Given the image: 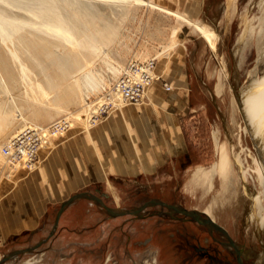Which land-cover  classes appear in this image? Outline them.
<instances>
[{
	"label": "rangeland",
	"instance_id": "1",
	"mask_svg": "<svg viewBox=\"0 0 264 264\" xmlns=\"http://www.w3.org/2000/svg\"><path fill=\"white\" fill-rule=\"evenodd\" d=\"M53 1L70 24L72 36L83 52L81 68L75 70L73 77L59 81L58 90L40 91L37 85L45 83L42 75L29 72L31 79L24 83L12 61V76H16L11 87L12 97L17 102L24 99L22 114L31 123L13 120L0 134V147L28 124L46 126L59 120L67 122V127L39 151L34 170L24 171L19 167L7 173L3 158L0 160V210L2 204L7 206L10 185L14 191L18 173L21 170L22 173L35 171L42 166L45 157L51 155L55 157L54 161L64 165L63 201L88 190L111 209H133L151 199L180 204L183 208L197 211L209 209L212 218L228 227L241 243H255L258 237L254 229L258 223L255 222L250 198L256 193L260 197L264 190L253 161L254 156L258 157L255 140L245 129L247 124L237 94L241 87L243 89L247 85V73L255 65V34L264 13V0H144L206 27L210 32L211 47L192 24L166 14V11L167 17H164L163 10L150 5L123 0ZM163 1L166 6L169 4L172 7H164ZM1 2L0 11L12 10L18 16L27 17L22 8H11ZM147 9L154 10L149 12ZM151 21L162 30L169 28V47L163 44L159 50L147 48L146 41L150 37L161 38L159 31L150 30ZM247 27H252L251 38L248 42L246 38L242 45L241 57L235 58L234 47ZM7 44L0 39V56L4 57L2 64L9 63L5 56ZM92 45L99 48V52H95ZM179 53L191 55L194 70L208 77V81L193 80L188 84L195 92L199 91L198 95L205 91V96L201 93L203 96L193 99L197 110L181 121L187 153L160 167H148L136 176L107 175L104 162L106 147L103 145L106 132L102 125L107 115L127 104L115 106L105 97L106 92L130 59L144 61L156 57V62L175 59ZM5 67L11 68V63ZM55 76L58 82L59 77ZM71 82L78 90L77 95L68 97L66 88ZM150 87L145 89L147 96ZM32 88L36 91L32 92ZM55 96L59 99L58 105L54 103ZM2 100L5 96H0ZM146 102L142 104L146 105ZM9 109L13 118L15 111L12 106ZM173 124L170 121V125ZM91 131V148L96 145L94 134L97 139L96 163L83 160L84 155H81L86 154L84 150L90 147ZM128 132V139L124 142L132 143L133 131L128 129ZM222 146L228 156L226 175L215 174L209 189L208 182L196 179L195 174L217 163ZM79 154L80 157L77 156ZM133 156L142 158L141 154ZM94 167L96 177L86 178L88 171ZM89 181L93 182L86 187ZM63 201L50 204L48 217L35 235L14 238L8 232L0 235V264H189L185 253L179 250L184 248L185 239L172 234L174 224L186 227L187 222L174 223L168 217L153 215L158 206H148L140 217L113 216L98 203L79 198L63 209L53 229ZM260 212L264 216V209ZM42 239L46 240L31 252L4 259L12 251L33 246ZM259 239L264 248V231L263 234L261 231ZM250 254L264 264L263 251L254 249ZM195 264L202 263L198 261Z\"/></svg>",
	"mask_w": 264,
	"mask_h": 264
},
{
	"label": "crops",
	"instance_id": "2",
	"mask_svg": "<svg viewBox=\"0 0 264 264\" xmlns=\"http://www.w3.org/2000/svg\"><path fill=\"white\" fill-rule=\"evenodd\" d=\"M148 1L156 2L155 0ZM162 5L168 9L172 7L169 4L166 6L164 1ZM154 9L147 10L153 12ZM165 13L162 15L167 17L166 14L169 13ZM149 26L150 30L159 31L161 38L150 37L146 41L147 48L159 50L164 45L169 47L171 42L168 36L169 28L165 27L162 30L161 27L154 26L153 21L149 22ZM194 67L193 58L186 53H179L172 60L167 58L156 61L154 71L161 76V79L151 84L147 104H127L106 116L102 126L106 132L103 145L106 147L104 162L107 175L136 176L142 171L145 172V169L148 170V167L151 168L154 165L160 167L168 161L176 160L175 157L187 153L181 121L186 115L197 110L193 99L203 96L201 93L205 96V91H201L198 95L199 91L195 92L191 86L188 87V84L193 80L208 81V77L198 74ZM164 82L171 85L169 90L164 89ZM170 121L175 124L170 125ZM128 129L133 131L134 141H131L132 143L124 142L129 136ZM94 136L95 148H97L96 135L94 134ZM91 139H93V131L90 132L89 137L90 147L84 150L89 156L81 155H84L83 160L96 163V150L91 148ZM109 140H111L110 143ZM84 145L86 146V144ZM134 154H141L142 158H136L133 156ZM77 156L80 157V154ZM54 158V156L48 155L40 168L30 173H22L23 170L18 173L14 191H12V184L10 185L7 206L1 205L0 235L5 232L12 235V238L25 234L35 235L48 217L50 204L63 201L65 194L64 165L63 162L54 161ZM109 163H111L110 166ZM129 170L132 173L128 172ZM88 172L86 178L96 177L95 167ZM92 182H87L86 187ZM84 193L94 194L88 190Z\"/></svg>",
	"mask_w": 264,
	"mask_h": 264
},
{
	"label": "bare ground",
	"instance_id": "3",
	"mask_svg": "<svg viewBox=\"0 0 264 264\" xmlns=\"http://www.w3.org/2000/svg\"><path fill=\"white\" fill-rule=\"evenodd\" d=\"M1 1L5 2L11 8H22L23 11L26 12V15H28L27 17L18 16L17 14L12 13V10L10 12L7 11L9 13L5 12V10L0 11V39L3 41V43H8L7 54L5 56L8 57L9 63H11V68H9L11 70L10 71L5 67L6 65H9V63L2 64L1 61L4 57L0 56V96H5V100L0 101V134L7 127H9L15 119L21 120V122H24L25 124L31 123L22 114L21 106L23 105L22 101L24 99L20 102H17L15 98L12 97L11 87L15 82L16 77L12 76V61L15 63L18 71L20 72V79L24 83H26L25 81L28 82V80L31 79V74L29 75V72H32L33 75H42V78L45 81L44 84L37 85L39 88L38 90L44 89L46 91H55L58 90L59 81L66 79L68 76H72L76 69L78 70L81 68L84 57L83 52L80 50L81 48L79 49L80 45L75 42L72 36L73 34L72 30L70 29V24H68L64 19V16L60 13L53 0H26V2L25 0ZM123 1H128L139 5H150L153 8L161 9L176 16L181 21L189 22L196 30L199 31L209 47H211L209 30L204 26H200L197 22H190L179 13L166 10L148 1ZM262 15L263 16L259 21L258 30L255 34V46L257 54L256 59L254 60L255 65L253 69L247 73V85L243 89L241 87L237 95L240 98V108L247 124L245 129L252 134V139L254 138L253 141L255 140L254 147L258 157L254 156L253 161L256 164L255 170L257 175L261 178V184L263 185L262 188L264 190V13ZM251 34L252 27H247L234 47L233 56H235V58H238L239 56L241 57V47L246 41V38H248L246 41L248 42ZM92 49L95 50V52H99V48H95L94 45H92ZM237 67L238 64L236 63V68ZM52 73L59 77V80L57 79L58 82L55 80L56 76H53ZM71 83H67L66 93L68 97H72L74 94L77 95L76 91L78 90V87L75 85L76 82L75 84ZM34 87H36V85ZM31 91L35 92L36 90L32 88ZM25 94L27 97L29 96V93ZM105 97L110 102L115 104L118 103L108 96ZM56 98L53 100L55 105H58L59 99ZM10 104L15 111L13 118L11 110L9 109L11 107ZM30 125L36 124H28L26 126ZM16 134L11 136L9 139L14 137ZM7 141H5V143ZM5 143H3L0 148H2ZM2 158L4 160V166L7 167V173L19 168L18 164H11L9 162L7 163L8 160H6V157L0 149V160H2ZM227 166L228 156L225 148L222 146L219 151L217 163L211 168L209 167L206 170L197 171L195 174L196 179L199 178V180H203L205 183L208 182V188L210 189L212 186L213 176L219 173L224 177L226 175ZM35 167L36 164L32 169H24L22 167L20 168L30 171L34 170ZM6 176H8V174ZM255 195L257 196V194ZM255 195L250 198L252 201L251 207L254 208L253 213L259 214L257 208H255L259 207V203L256 201ZM260 208L262 207L260 206ZM205 213L212 218L209 209H206ZM262 216V213H260L257 223L261 227L260 231H262L263 234L264 216Z\"/></svg>",
	"mask_w": 264,
	"mask_h": 264
},
{
	"label": "built area",
	"instance_id": "4",
	"mask_svg": "<svg viewBox=\"0 0 264 264\" xmlns=\"http://www.w3.org/2000/svg\"><path fill=\"white\" fill-rule=\"evenodd\" d=\"M154 66V57L144 61L130 59L105 96L117 101L118 103H114L115 106L146 102L148 98L145 89L161 79V76L155 73ZM163 86L165 90L170 89L165 82ZM66 127L67 122L59 120L46 126H24L2 146L1 151L8 160L7 163L18 164L24 169H32L38 162L39 151L47 147L52 137L61 134Z\"/></svg>",
	"mask_w": 264,
	"mask_h": 264
},
{
	"label": "flooded vegetation",
	"instance_id": "5",
	"mask_svg": "<svg viewBox=\"0 0 264 264\" xmlns=\"http://www.w3.org/2000/svg\"><path fill=\"white\" fill-rule=\"evenodd\" d=\"M258 180L259 183H261V178L259 176ZM256 194V201L259 203V207L256 208L259 210L260 214V209H264V194H261L260 197L258 196V193ZM177 205H179L180 208L182 207L180 204ZM260 206L262 208H260ZM158 207L159 209H155L153 212L161 211L163 213V217H168L169 220L174 223H181L183 221L187 222L188 225L186 227L174 224L172 234H174L177 238L180 237L185 239H182L185 243L184 248L179 250L185 253L186 260L189 261V264H195L198 261H201L202 264L262 263L261 259L254 258V256L250 254L254 251V249L264 252L263 244L259 239V236H261V227L259 225L254 229L256 236L258 237L255 238V243L250 241L249 243L243 244L239 241V238L237 239V237L231 233L228 227L217 222L215 219H213L214 222L222 227L223 230L215 225L203 222L202 217H205L201 214L203 211H199V220H197L193 216H184L173 209H167L161 206ZM259 214H255L256 223L259 219Z\"/></svg>",
	"mask_w": 264,
	"mask_h": 264
},
{
	"label": "water",
	"instance_id": "6",
	"mask_svg": "<svg viewBox=\"0 0 264 264\" xmlns=\"http://www.w3.org/2000/svg\"><path fill=\"white\" fill-rule=\"evenodd\" d=\"M82 197H86V198L91 199L92 201H95L96 203H98L101 207H103L108 213H110L113 216L133 215V216L140 217L142 215V213L145 211V209L151 205L152 206H161V207H165L167 209H173L176 212L183 214L184 216H190V217L193 216L197 220H199V215H200V212L195 210V209H186L183 207L180 208V206L177 204H171V203L169 204V203H166V202L159 200V199L148 200V201L144 202L142 205H140L136 208H133V209L115 210V209L109 208L99 197L95 196L94 194H88V193L83 192V193L75 194V195L71 196L69 199H67L66 201H64L63 203H61L60 208L56 214V219L54 221L53 229L56 227V225L58 223V219H59L60 214L62 213L63 209L66 206H68L69 204L73 203L76 199H79ZM201 214H203L205 216V217H202L203 222L210 223L212 225L217 226L221 230H223V228L220 227L219 225H217L214 222V220L208 214H206L204 211ZM153 215L163 216V213L161 211L153 212ZM50 235H49V237H50ZM45 240L46 239L39 241L38 243H36L35 245L30 246V247L14 250L11 253L7 254L4 257V259L14 258L19 254L31 252L32 250L39 247Z\"/></svg>",
	"mask_w": 264,
	"mask_h": 264
}]
</instances>
